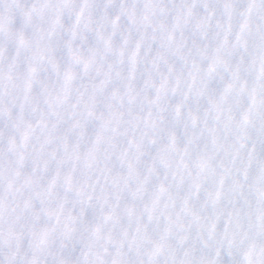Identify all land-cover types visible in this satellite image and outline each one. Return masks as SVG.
<instances>
[{"label":"snow or ice","instance_id":"snow-or-ice-1","mask_svg":"<svg viewBox=\"0 0 264 264\" xmlns=\"http://www.w3.org/2000/svg\"><path fill=\"white\" fill-rule=\"evenodd\" d=\"M11 6L0 245L33 220L21 264H264L254 240L239 258L264 236V33L247 36L264 4L238 25L240 0Z\"/></svg>","mask_w":264,"mask_h":264},{"label":"clouds","instance_id":"clouds-1","mask_svg":"<svg viewBox=\"0 0 264 264\" xmlns=\"http://www.w3.org/2000/svg\"><path fill=\"white\" fill-rule=\"evenodd\" d=\"M261 4H264V0H260ZM241 8L236 12L234 16V23L238 25L239 21L243 19L240 16V11L246 10L248 0H240ZM14 12V7L11 6V0H0V14L2 15H11ZM223 19V17H221ZM249 21V31L247 33L249 47L252 48L253 42L256 36L261 33H264V10L253 11L252 14L248 16ZM7 55L15 56V47L14 44H9L6 46ZM29 172L31 169L28 170ZM36 223L33 220L20 221L14 226V230L18 233H22V239L18 244L15 239L11 242V245H0V264H5V261L9 258L15 260L16 264H21L22 261L31 257L33 254L32 247V238L29 233V229L32 225ZM40 223H44L43 220ZM254 240L255 247L253 249L251 259L255 262L256 260H261L264 262V253H261V249H264V236H255L250 234L248 240L244 241L239 249V258H243V252L247 249L248 244ZM150 247V246H149ZM55 250L59 251V245L57 243ZM72 258H77L80 256V247H77L73 250L71 248L66 250ZM260 253V255H258ZM14 254V256H13Z\"/></svg>","mask_w":264,"mask_h":264}]
</instances>
